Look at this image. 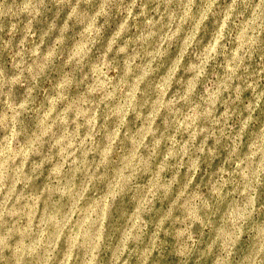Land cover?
<instances>
[{
  "label": "rangeland",
  "instance_id": "rangeland-1",
  "mask_svg": "<svg viewBox=\"0 0 264 264\" xmlns=\"http://www.w3.org/2000/svg\"><path fill=\"white\" fill-rule=\"evenodd\" d=\"M0 264H264V0H0Z\"/></svg>",
  "mask_w": 264,
  "mask_h": 264
}]
</instances>
